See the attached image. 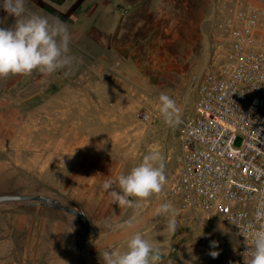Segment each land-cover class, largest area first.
<instances>
[{"label":"rangeland","instance_id":"374dc122","mask_svg":"<svg viewBox=\"0 0 264 264\" xmlns=\"http://www.w3.org/2000/svg\"><path fill=\"white\" fill-rule=\"evenodd\" d=\"M247 4L264 7V0H25L26 13L67 27L75 59L67 70L0 77V194L48 195L85 211L88 264H104L102 253L122 250L134 232L162 250L156 264H244L228 236L232 226L219 219L201 222L173 194L180 122L165 123L158 95L176 100L180 117L192 114L206 56L228 37L230 19ZM14 19L0 9V26ZM147 111L149 121L143 116ZM150 149L164 160L162 189L119 206L102 189L103 181L127 173ZM165 200L175 207L162 210ZM27 208L47 212L46 219L33 220L41 235L47 222L48 240L60 211L81 242L80 216L48 204L2 201L1 264L7 259L6 227L13 220L7 212ZM172 216L178 219L175 227ZM127 220L134 223L126 225ZM110 231L126 236L103 244ZM212 251L218 254L213 257Z\"/></svg>","mask_w":264,"mask_h":264},{"label":"built area","instance_id":"2783aa9c","mask_svg":"<svg viewBox=\"0 0 264 264\" xmlns=\"http://www.w3.org/2000/svg\"><path fill=\"white\" fill-rule=\"evenodd\" d=\"M206 63L194 111L179 121L171 188L192 217L232 226L228 236L244 258L246 225L264 224V7L235 12Z\"/></svg>","mask_w":264,"mask_h":264},{"label":"clouds","instance_id":"9594fccd","mask_svg":"<svg viewBox=\"0 0 264 264\" xmlns=\"http://www.w3.org/2000/svg\"><path fill=\"white\" fill-rule=\"evenodd\" d=\"M0 9L15 18L12 25L0 26V77L9 73L27 75L34 69L54 73L61 68L67 70L73 64L75 58L70 54V34L65 25L50 22L37 12L26 13L25 0H0ZM158 109L169 125L181 119V105L165 92L158 95ZM166 176L161 153L150 149L140 163L117 176L115 181L111 177L106 178L101 187L119 206H130L133 203L130 197L138 198L139 202L160 191ZM114 183L119 191L113 187ZM173 207L171 200L161 204L162 210ZM169 222L175 227L178 219L172 216ZM132 223L133 220L125 221L126 225ZM246 228L251 243H245L251 247L243 253L244 264H264V224L259 227L249 224ZM210 243L215 246L218 242ZM161 251L151 239L134 232L126 239L122 250H106L102 258L104 264H156ZM210 254L215 257L218 253L212 251Z\"/></svg>","mask_w":264,"mask_h":264},{"label":"crops","instance_id":"0c3cea01","mask_svg":"<svg viewBox=\"0 0 264 264\" xmlns=\"http://www.w3.org/2000/svg\"><path fill=\"white\" fill-rule=\"evenodd\" d=\"M195 101L192 104L194 111ZM189 107V106H187ZM13 220L6 227V264H78L80 255L78 239L71 219L56 211L55 232L48 240L47 222H43V235L37 231L34 216L47 217L46 211L33 209L10 210ZM54 213V211L52 212ZM40 228V224H38ZM126 236V231H110L104 235L103 244L116 243ZM22 247V252L19 249ZM119 250H121L119 248ZM1 264V262H0Z\"/></svg>","mask_w":264,"mask_h":264},{"label":"water","instance_id":"95a60500","mask_svg":"<svg viewBox=\"0 0 264 264\" xmlns=\"http://www.w3.org/2000/svg\"><path fill=\"white\" fill-rule=\"evenodd\" d=\"M2 201L21 202L26 204H48L57 208H61L71 214L80 216L84 220V229L82 232L81 242L78 245V251L80 255V263L88 264L86 262V259L84 258V248L86 247L88 242L90 221L85 211L67 206L60 200L48 195L29 193H3L0 194V202Z\"/></svg>","mask_w":264,"mask_h":264},{"label":"bare ground","instance_id":"6f19581e","mask_svg":"<svg viewBox=\"0 0 264 264\" xmlns=\"http://www.w3.org/2000/svg\"><path fill=\"white\" fill-rule=\"evenodd\" d=\"M206 51H207V49H206ZM207 57H208V56H206V62H207ZM204 58H205V57H204ZM205 64H206V63H205ZM205 64H204V65H205Z\"/></svg>","mask_w":264,"mask_h":264}]
</instances>
